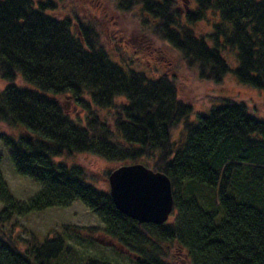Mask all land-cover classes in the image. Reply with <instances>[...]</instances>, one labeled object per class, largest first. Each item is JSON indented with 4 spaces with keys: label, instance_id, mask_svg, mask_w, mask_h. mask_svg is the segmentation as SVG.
Wrapping results in <instances>:
<instances>
[{
    "label": "trees",
    "instance_id": "obj_1",
    "mask_svg": "<svg viewBox=\"0 0 264 264\" xmlns=\"http://www.w3.org/2000/svg\"><path fill=\"white\" fill-rule=\"evenodd\" d=\"M114 1L118 11L137 12L199 81L222 83L231 71L221 56L228 47L238 83L264 90V0H193L186 9L180 0ZM59 10L55 0H0V126L21 131L0 132V142L15 173L41 186L19 202L0 173V225L80 202L134 264H264V122L229 98L190 122L192 104L179 98L173 75L115 60L90 20L58 17ZM201 22L210 25L206 35L194 29ZM64 95L86 112L83 120L67 115ZM81 154L164 174L171 222L138 224L81 166L54 162ZM99 230L64 225L16 240L0 230V264H109L76 249Z\"/></svg>",
    "mask_w": 264,
    "mask_h": 264
},
{
    "label": "rangeland",
    "instance_id": "obj_2",
    "mask_svg": "<svg viewBox=\"0 0 264 264\" xmlns=\"http://www.w3.org/2000/svg\"><path fill=\"white\" fill-rule=\"evenodd\" d=\"M55 1L59 9L62 10V13L59 10L58 17H67L69 14L72 20H74V15L82 20H90L98 29L102 45L115 60L121 59L123 62H129L136 69L146 70L150 76H155V71L173 75L177 81L179 98L192 104L193 115L189 119L190 122L195 123L197 115H207L211 108L221 106L226 98L245 103L248 112L259 121L264 122V90L238 83L233 73L238 64L234 50H230L228 47L221 50V56L231 69L222 83L202 82L191 70L186 69L178 52L164 49L161 46L162 43L152 36L148 28L143 27L137 12L118 11L114 0ZM180 4L185 9L194 7L187 0H180ZM194 29L199 34L206 35L210 30V25L207 22H201ZM206 43L211 47L210 41L207 40ZM16 84L20 87L25 86L20 79L16 81ZM5 87L6 83L0 80V91ZM84 98L87 100V97ZM58 100L71 119H84L86 112L71 98L64 95L60 96ZM0 132L16 137L21 131L1 125ZM180 133V131L174 132L172 140L176 141L180 138ZM23 134L31 140L28 134ZM8 154L7 148L0 142L2 180L17 201L27 202L41 189V186L32 179L15 173ZM54 162H63L68 166H81L86 171L89 183L98 190L106 192H109L108 177L111 172L126 165L108 163L88 154L56 158ZM108 173L109 175H106ZM1 209L2 204L0 203ZM171 220L170 215L168 222ZM64 225L81 229L91 227L100 229L96 235L91 237L94 242L80 240L81 244L76 246L80 258H100L109 264H134L131 258L123 253L114 242L103 236L100 221L80 202H74L67 209L51 208L25 216H11L7 224L0 225V230L9 234L13 240L28 239L31 236L41 239L58 231ZM70 243L74 244L72 241Z\"/></svg>",
    "mask_w": 264,
    "mask_h": 264
},
{
    "label": "water",
    "instance_id": "obj_3",
    "mask_svg": "<svg viewBox=\"0 0 264 264\" xmlns=\"http://www.w3.org/2000/svg\"><path fill=\"white\" fill-rule=\"evenodd\" d=\"M108 184L115 208L138 224L162 225L173 211L170 180L142 164L117 168Z\"/></svg>",
    "mask_w": 264,
    "mask_h": 264
},
{
    "label": "bare ground",
    "instance_id": "obj_4",
    "mask_svg": "<svg viewBox=\"0 0 264 264\" xmlns=\"http://www.w3.org/2000/svg\"><path fill=\"white\" fill-rule=\"evenodd\" d=\"M187 2H190V4H191V6H192V4L194 5V3H193V0H187ZM173 141V140H172ZM179 140H176V141H173V142H178ZM136 164H140V163H136ZM126 165H132V164H126ZM143 165V164H142ZM145 166V165H144ZM146 167V166H145ZM148 168V167H147ZM150 169V168H149ZM155 172V171H154ZM160 173V172H159ZM109 193V192H108ZM65 209H67V208H65ZM173 212V211H172ZM172 214V213H171ZM169 220V219H168ZM168 220H167V222H168ZM166 222V223H167ZM165 224V223H164ZM163 225V224H162Z\"/></svg>",
    "mask_w": 264,
    "mask_h": 264
}]
</instances>
